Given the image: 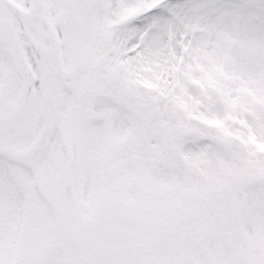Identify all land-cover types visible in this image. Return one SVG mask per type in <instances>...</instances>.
Returning a JSON list of instances; mask_svg holds the SVG:
<instances>
[{
	"label": "snow or ice",
	"instance_id": "snow-or-ice-1",
	"mask_svg": "<svg viewBox=\"0 0 264 264\" xmlns=\"http://www.w3.org/2000/svg\"><path fill=\"white\" fill-rule=\"evenodd\" d=\"M0 264H264V0H0Z\"/></svg>",
	"mask_w": 264,
	"mask_h": 264
}]
</instances>
